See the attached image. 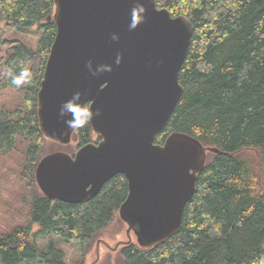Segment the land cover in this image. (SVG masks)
Instances as JSON below:
<instances>
[{"label": "trees", "instance_id": "16d2710c", "mask_svg": "<svg viewBox=\"0 0 264 264\" xmlns=\"http://www.w3.org/2000/svg\"><path fill=\"white\" fill-rule=\"evenodd\" d=\"M155 4L172 18L189 20L193 34L178 75L182 96L154 144L180 133L219 153H207L180 231L152 248L133 242L120 246L118 264H264V0ZM53 14L54 0H0V23L15 33L40 34L35 50L16 42L4 55L2 70L13 62L30 69L27 84L16 88L0 73V88L19 89L23 97L22 108L0 110V160L17 137L28 140L22 174L34 189L36 166L46 156L47 142L54 144L41 135L37 121V93L56 34ZM1 36L0 27V54ZM92 137L89 124L72 135L77 148L100 141ZM247 151L257 154L255 166L242 156ZM38 191L30 201L27 226L0 237L1 264H66L65 253L52 242L38 247L37 240L46 235L78 244L84 256L118 216L127 181L114 176L83 204L52 202ZM32 226L38 230L32 232Z\"/></svg>", "mask_w": 264, "mask_h": 264}, {"label": "water", "instance_id": "95a60500", "mask_svg": "<svg viewBox=\"0 0 264 264\" xmlns=\"http://www.w3.org/2000/svg\"><path fill=\"white\" fill-rule=\"evenodd\" d=\"M135 2L54 0L56 34L37 93L39 131L61 146L69 145L76 131L60 116L61 105L75 92L83 94L87 108L101 111L88 123L97 144H85L73 156L57 151L37 164L36 185L46 199L83 204L114 176L127 181V196L118 209L127 241L113 247L97 242L92 264L99 261L101 243L116 251L132 243V234L140 248H152L177 234L207 153H219L180 133L154 144L183 93L178 75L193 25L157 9L155 0H140L146 19L130 31ZM113 34L119 39L113 40ZM118 55L120 65L115 64ZM89 61L93 71L101 65L112 71L93 76Z\"/></svg>", "mask_w": 264, "mask_h": 264}, {"label": "rangeland", "instance_id": "374dc122", "mask_svg": "<svg viewBox=\"0 0 264 264\" xmlns=\"http://www.w3.org/2000/svg\"><path fill=\"white\" fill-rule=\"evenodd\" d=\"M2 28V39L4 44L0 54V73L4 63V55L11 50V46L20 42L31 50H35L40 39V34H22L15 33L6 26L5 23H0ZM23 106V97L18 90H3L0 88V110L13 111ZM93 134V140H95ZM29 145V141L22 137H17L15 146L6 156L0 160V237L10 235L16 228H25L28 222L30 213V201L33 195L39 194L37 188H31L26 183L22 174L24 163V155ZM78 143L71 140L67 146H61L56 143L47 142L45 146V155L52 152L61 151L67 154L76 152ZM246 160L250 161L252 166L257 163V154L255 151H247L242 154ZM209 159V157H207ZM32 232L38 230L37 226L31 227ZM126 225L116 216L115 221L105 231L100 233L88 248V252L82 256V248L75 243H64L58 237L46 235L37 240V245L41 249H46L50 242L54 247L65 253L66 264H92L95 260L96 244L99 241L107 243L113 247L120 241H127ZM132 242H135L134 236ZM119 257L117 252L106 249L102 243L99 245V261L97 264H118ZM1 264V261H0ZM24 264H42L39 261Z\"/></svg>", "mask_w": 264, "mask_h": 264}, {"label": "clouds", "instance_id": "9594fccd", "mask_svg": "<svg viewBox=\"0 0 264 264\" xmlns=\"http://www.w3.org/2000/svg\"><path fill=\"white\" fill-rule=\"evenodd\" d=\"M146 12L147 9L140 0H136L134 3L131 14H130V23H129V30H135L140 23L144 22L146 19ZM113 40H118L119 37L115 34L112 36ZM122 62V56L118 55L115 64L120 65ZM19 67V71L17 72L16 69ZM87 68L89 72L93 76L97 75L98 73L103 72H111L112 67L110 65H101L95 71L92 70V61L87 63ZM2 74L5 78L10 79L11 85L15 86L16 88L21 87L29 82L31 72L30 69L23 65V62H13L11 65L5 67L2 70ZM83 94L79 91L75 92L72 97L66 100L60 108V116L61 118H65L64 122L66 126L71 129H77L84 127L88 124L94 116L101 115V111L97 109L95 112L91 109L85 107L86 101L82 102ZM197 133H199V129H195Z\"/></svg>", "mask_w": 264, "mask_h": 264}, {"label": "flooded vegetation", "instance_id": "af4514ba", "mask_svg": "<svg viewBox=\"0 0 264 264\" xmlns=\"http://www.w3.org/2000/svg\"><path fill=\"white\" fill-rule=\"evenodd\" d=\"M95 144H97V143H95Z\"/></svg>", "mask_w": 264, "mask_h": 264}]
</instances>
